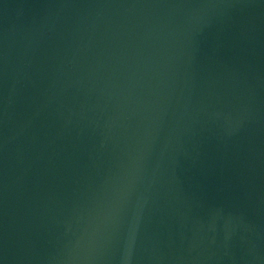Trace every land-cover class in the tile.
Here are the masks:
<instances>
[{"label": "water", "instance_id": "1", "mask_svg": "<svg viewBox=\"0 0 264 264\" xmlns=\"http://www.w3.org/2000/svg\"><path fill=\"white\" fill-rule=\"evenodd\" d=\"M0 264H264V0H0Z\"/></svg>", "mask_w": 264, "mask_h": 264}]
</instances>
